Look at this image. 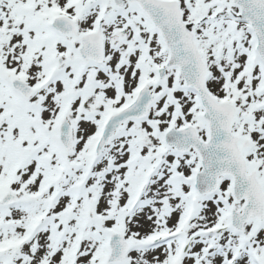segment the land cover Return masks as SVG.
I'll use <instances>...</instances> for the list:
<instances>
[{
	"label": "snow or ice",
	"instance_id": "obj_1",
	"mask_svg": "<svg viewBox=\"0 0 264 264\" xmlns=\"http://www.w3.org/2000/svg\"><path fill=\"white\" fill-rule=\"evenodd\" d=\"M0 264H264V0H0Z\"/></svg>",
	"mask_w": 264,
	"mask_h": 264
}]
</instances>
